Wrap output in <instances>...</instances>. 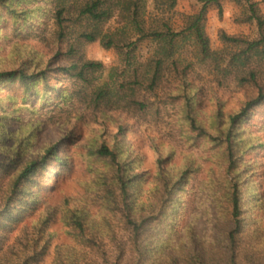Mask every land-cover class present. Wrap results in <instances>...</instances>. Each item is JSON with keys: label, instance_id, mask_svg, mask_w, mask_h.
Wrapping results in <instances>:
<instances>
[{"label": "rangeland", "instance_id": "obj_1", "mask_svg": "<svg viewBox=\"0 0 264 264\" xmlns=\"http://www.w3.org/2000/svg\"><path fill=\"white\" fill-rule=\"evenodd\" d=\"M255 1L264 15V0ZM220 2L221 12L217 5L211 4L206 13L205 31L212 49H232L220 38L221 31L249 40L259 36L257 23L244 20L247 15L245 3L237 0ZM13 4L17 9L15 12L0 5V69L16 66L19 50L24 59L33 54L53 67L66 65L67 56H58V52L65 53L69 43L60 42L56 37L52 2L31 0ZM202 6L201 0H177L176 6L168 10L165 5L156 8L155 0H147L145 16L152 27L160 28L162 21L167 20L173 29L180 31L186 26L188 17L199 13ZM119 26V19L114 16L105 23L104 30L114 31ZM182 45L176 54L181 59L180 68L191 63L187 76L197 90L196 111L206 128L212 131L210 121L219 110L225 114L238 110L255 95L256 88L233 80L220 84L212 66L200 59L193 42L187 39ZM155 49L156 44L147 39L139 44L137 58L146 61L154 55ZM81 53L86 59L104 64V70L96 73L92 85L83 84L64 73H53L47 86L48 90H53L50 94L43 95L46 87L39 84L35 95L26 96L24 87L18 82L0 84V138L6 137L7 147L22 138L24 145L32 144L29 154L20 163L28 158L36 159L46 147L57 145V155L49 157L45 166L27 184L31 195L28 210L11 228L0 230V264H55L60 252L81 253L86 250L70 236L64 225L62 215L66 203L71 207L87 204L92 214L107 216L117 234H122L121 214L102 206L104 186L98 181L104 176L111 183L114 172L110 159L94 153L102 145L140 158L141 167L137 171L147 174L143 196L147 201L156 200L163 191L153 189L160 183L159 159L164 160L165 168L177 173L188 159L193 158L198 169L175 195L179 206L173 236L182 237L188 229H193L199 239L207 240L203 247H213L209 237L217 236L218 232L213 193L226 179L227 165L219 146L205 135L192 131L184 122V100L178 90L182 83L180 77L168 71L154 92L142 89L138 97L148 103L145 112L96 105L91 97L94 90L110 85L115 91L129 79L131 72L124 71L118 51L105 48L100 41L85 44ZM242 126L247 136L254 139V146L244 161L264 196V102L254 108L250 119ZM30 132L34 133L33 136ZM5 151L0 144V161L7 157ZM6 183L7 179L1 181L0 194ZM257 234L264 237V211L258 208L247 241H256L254 235ZM68 248L73 250L65 251ZM35 254H38V260L26 263Z\"/></svg>", "mask_w": 264, "mask_h": 264}, {"label": "trees", "instance_id": "obj_2", "mask_svg": "<svg viewBox=\"0 0 264 264\" xmlns=\"http://www.w3.org/2000/svg\"><path fill=\"white\" fill-rule=\"evenodd\" d=\"M30 1L0 0V5L15 12L14 2L19 5ZM50 1L57 26L56 37L60 42L69 43L65 53L59 51L58 56L66 55L68 63L53 67V64L44 63L33 54L24 59L19 50L17 65L0 69V84L18 82L24 87L26 96L35 95L39 84L46 87L43 95L50 94L53 90H48L47 86L53 73H64L83 84L92 85L96 73L104 70V64L99 60L86 59L81 51L85 44L100 41L105 48L118 51L124 71L130 70L131 74L115 91L110 85L94 90L91 97L96 105L145 112L148 103L138 94L142 89L154 92L168 71L175 72L182 82L178 90L184 100V122L192 131L205 135L219 146L227 165L226 179L213 193L218 232L217 236L209 237L213 247L206 249L202 245L207 240L199 239L193 229H188L182 237L173 236L179 206L175 195L197 171L194 159H188L177 173L165 168L164 160L159 159L160 183L158 181L153 189L163 191L156 200L147 201L143 199L147 174L137 171L141 167L140 158L102 145L94 153L110 159L109 164L114 169L111 183L104 176L98 181L104 186L102 206L112 213L121 214L124 223L122 234H117L107 216L92 214L87 204L71 207L66 203L62 215L64 225L68 227L70 236L86 250L81 253L60 252L55 264H264V237L257 234L254 235L256 241H247L255 210L264 211V196L248 173L249 168L244 161L245 155L254 146V139L247 136L242 126L250 119L254 108L264 102V15L258 2L237 0L245 3L247 15L244 20L257 23L259 36L249 40L221 31L222 41L232 46L231 50L225 51L212 49L210 37L205 31L208 6L215 4L221 12L220 0H201L203 6L200 12L188 17L186 26L180 31L173 29L167 20L162 21L160 28L148 25L145 16L147 0ZM176 4L177 0H155L156 8L165 5L172 10ZM114 16L121 26L114 31L104 30L105 23ZM147 39L156 44V49L152 57L140 61L137 49ZM187 39L196 46L200 59L212 66L220 84L233 80L241 85L252 84L256 88L255 95L238 110L228 114L219 110L210 121L212 131L206 128L196 111L197 90L187 76L191 63L180 68L181 59L176 56ZM14 60H17L16 57ZM127 85L128 88H125ZM30 133L33 136L34 133ZM5 138H0L7 156L0 161V183L7 179V186L0 194V230L11 228L28 210L31 195L27 184L45 166L49 157L57 155V145H51L38 158H28L20 163L29 154L32 144L24 145L22 138L7 147ZM72 250L68 248L65 251ZM29 260H38V254L28 258L26 263Z\"/></svg>", "mask_w": 264, "mask_h": 264}]
</instances>
